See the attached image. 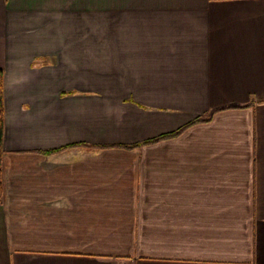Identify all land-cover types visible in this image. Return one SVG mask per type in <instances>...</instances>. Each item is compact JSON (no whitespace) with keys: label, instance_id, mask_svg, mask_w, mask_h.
Wrapping results in <instances>:
<instances>
[{"label":"crops","instance_id":"1","mask_svg":"<svg viewBox=\"0 0 264 264\" xmlns=\"http://www.w3.org/2000/svg\"><path fill=\"white\" fill-rule=\"evenodd\" d=\"M0 70V264H264V0H0Z\"/></svg>","mask_w":264,"mask_h":264},{"label":"trees","instance_id":"2","mask_svg":"<svg viewBox=\"0 0 264 264\" xmlns=\"http://www.w3.org/2000/svg\"><path fill=\"white\" fill-rule=\"evenodd\" d=\"M215 112L216 111L211 112L210 115H208L206 118H204V117L198 118L197 120H195L191 124L209 121L210 117ZM185 128H182V129H180V130H178V131H176V132H174L172 134H168V135L162 136V137L158 138L155 141L176 137L180 133H182ZM4 135H5L4 72L2 70H0V204H1L2 199H3V156H4L3 143H4ZM152 142H154V141H149V142H147L145 144H150ZM74 146H77V145H71V146H68V147H62V148H59V149H54L52 151H48V154H52V155L53 154H58V153L63 152L65 150L69 149V148H73ZM80 146L86 147V145H80ZM137 147H139V145H133L131 147H126V148L135 149ZM89 148L91 150L95 151V150H100V149H103V148H106V147H99V146L91 147V146H89Z\"/></svg>","mask_w":264,"mask_h":264}]
</instances>
